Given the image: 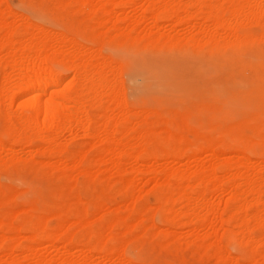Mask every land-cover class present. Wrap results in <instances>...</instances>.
<instances>
[{"label": "bare ground", "instance_id": "bare-ground-1", "mask_svg": "<svg viewBox=\"0 0 264 264\" xmlns=\"http://www.w3.org/2000/svg\"><path fill=\"white\" fill-rule=\"evenodd\" d=\"M55 1H57V4L55 3L57 7L64 10V14L68 15L71 12L69 10L71 9L70 5L74 4L73 6L77 5L76 8L80 10V14L84 12L83 14L86 17L84 19L83 17L81 18L83 21L81 19L78 20L80 22L78 24L73 22L67 32L56 33L57 31L52 32L53 30L47 31V28L45 29L43 25L34 24L29 17H26L22 13H14L9 9V5V7L5 6L2 9L1 5L3 4V0H0V32L3 31L0 34V110L5 105V133L8 135L9 140L12 143L26 141L30 144L32 140L39 139L46 143L47 146L45 145L46 147L43 146L40 149L50 157H57V162L61 164L60 167L62 168H60V173L62 174H59V176L62 175V177L65 176L67 178L66 187H68V190L73 189L76 184L75 181H77V177H74L71 171L77 169L78 174L92 175L94 178L98 177L97 174L105 173V171L101 168L100 171L102 172H97V176L95 177V173L91 170V157L85 152L65 156L63 152L66 146L63 143H57L55 141L56 134L64 130L75 128L78 131L86 132L91 137L96 138L94 139L96 142L93 143L91 141V145L95 143L96 146L100 143L102 144L99 158L95 157L100 160H98V163L100 166H104V164L114 166L122 180L120 182L123 183L126 191L131 189L132 193L135 182L132 178H124L126 177V172L123 168V165L131 163V160L137 162L140 159H146V161L154 159L158 161L161 158L168 157L169 159L170 157L176 156V162L181 163L184 160L197 158L198 152H209L211 161L198 169L180 172L172 167L165 168L161 174V179L158 177L159 180L154 186L156 190L160 191V193L162 192V197L156 209L162 213L164 212L165 215L167 214V217L163 216V218H166L162 223L167 225L168 228H165L163 232L174 236L173 239H175V242L181 236L174 229L177 226L190 225L192 233L190 236H194L193 233L196 234L193 239L195 242H199L196 245L198 248L206 251L210 250V248L212 250L213 248L218 258L219 256H227L233 264H239L238 259L232 256L226 249L223 242L225 239L237 237L240 239V242H252V245L255 243V246L262 244V239L253 237L251 231L253 226L264 227V173L262 171L264 169V151L261 148V144L264 142V80H259V78L255 77L247 83V96L243 100L246 104L251 103L249 114L245 117L239 115L241 118L238 117L236 122L227 128L224 125L212 126L211 128L214 131L219 132V136L217 137L213 134L200 132L198 126L200 121L198 119H200L201 111L198 112L192 108L185 112L180 119L174 118L178 120L177 122H173L171 117H168L171 114L167 115L168 113L165 116L162 115L164 117L158 120L149 121L147 115L145 116V113L141 112L140 120L138 122L136 121L133 126H130L131 122L128 116L133 113H129L133 111V108H131L132 110L129 109L128 103L125 102L126 96H122L126 94L122 92L125 88H122V91H120V87L125 86L118 85L117 87L116 78L110 77L107 71L112 66L111 71L113 72L111 73H113V77H117L118 75L114 76L113 70V67L116 68L117 66L111 65V59L108 62L107 58L103 57L102 52L100 53L98 51L97 53L98 47L95 52L91 51V48H87L83 44V40L90 41L92 42L91 44H94L100 43L101 40L103 41L106 38H111L113 41L114 39L118 40V43L123 42L129 45L145 41V43L147 42L145 45L151 44L152 46L168 45L176 48L187 46L196 49L200 53L208 52L213 54L212 60L223 70L231 64H235V62L238 63V71L242 74L249 69L253 71L259 66L264 67V61L251 63L250 65L245 62L249 47L254 45L264 46V2L262 0ZM126 7H133V10L137 13V15L133 14L132 19L139 22L144 19L149 20V17L155 21L152 24L153 26L147 30L145 28V30L139 31L137 29V22L133 26L125 25L124 20L129 17L128 15L122 17L121 13L127 14ZM11 15H13V20L10 18L12 21L9 19L11 21L9 22L7 17ZM86 18L87 21L91 19L94 24H91L89 21V25ZM164 18L171 19L170 22L172 24H170L172 26L184 22L186 24H194L193 26L197 25L198 29L195 32L193 30L191 33H182V35L160 32V26L157 24V21L158 19ZM18 20H21L22 22H19L22 24L19 23L18 25ZM23 24L25 25V27L23 26L25 33L18 35V28ZM252 24L260 25L261 30L257 34H247L241 31L243 26ZM31 27L35 28L36 31L30 34L32 35L31 37H28L27 33ZM97 27L104 29L103 35H99L100 31L97 34H95L96 32L91 33L90 30L93 28L92 31H94ZM234 51L237 52L235 53ZM257 59L259 60L260 58ZM54 61L63 62L66 68L73 71L72 76L67 77L66 75L65 77L66 73L64 74L62 71L55 70L51 64ZM120 71H122V68ZM117 72L119 74L118 70ZM13 73H15L14 76H12ZM127 75L130 76L129 74ZM133 79H136V77ZM65 80L67 81L65 82ZM118 80L120 79H117V82ZM63 83L65 84L63 85ZM119 83L121 82L119 81ZM97 99L100 100L99 104H107L104 106L105 111L100 115L101 120L99 121H101V126L99 124V128L98 126L93 128L92 122L94 120L91 117L92 114H89L87 110V105H92V103H95L93 101ZM237 102L240 105L242 104L241 106L244 105L247 107L246 104ZM3 103L4 105H2ZM115 109H119L120 114L118 110V115L113 114V112L111 113ZM179 109L182 111V107ZM109 110H111L110 113ZM149 112L147 113L149 114ZM145 125L148 127L162 126L160 131L163 130L165 132L162 145L156 147L157 145L148 146L145 144L147 143L145 140L147 138L145 137L148 136L150 130V132L153 130L150 129L145 130L146 132H144L143 136V131H141L140 148H130L132 142L124 137L126 135L128 136V133L132 129L136 130L141 126L144 128ZM245 126L251 127L253 132L246 134L245 132L247 130L244 132ZM143 128L141 129H146ZM2 130L0 132L3 135L4 132ZM8 148L0 140V158ZM226 151L235 153L233 163L236 171L232 175L234 176L233 178L231 177L232 179L226 177L228 174L225 168L227 161H224L225 164L218 161L219 153H221V156ZM13 153L11 154L12 160L10 158L11 161L8 164L10 167L14 162H18V160L24 161V159L20 160L21 155L18 158L17 153H14V155ZM251 156L259 158L263 164L262 169L260 170L259 168L255 173H253L254 171L252 173L249 172V169H254L259 160L253 162ZM27 158L26 160L29 162L31 157ZM15 159L16 161H14ZM12 161L14 162L11 163ZM24 162L27 163L26 161ZM95 162L97 161L95 160ZM51 168L53 167L51 166ZM103 168L107 169L108 167ZM58 169L59 167L55 170L58 171ZM133 169L135 171V166ZM101 175H103V178L104 176L105 178L107 177L104 174ZM157 175L159 176V173ZM8 186L5 189L0 187L3 195L0 204L5 207L4 209L9 210L2 217L4 219L7 218L9 221L0 219V232L15 233V238L23 237L29 240V244L22 248L25 254V257H23L28 258V261L30 260L28 264H98L89 261L95 254L100 258L113 259L119 264H133V261L128 258V255L126 256L127 253L125 252L127 251L124 250L125 247H122L121 243L126 242L124 238L127 237L129 241H136V239L139 241L140 239L138 240V237L140 238L142 236L139 235L141 234L140 228L144 221H150L151 225L149 228L157 227L153 217L157 210L152 215L149 214L151 209L149 206L138 211L137 199L133 195V199H131L133 201L128 206L125 204L126 207H123L118 204L119 206L115 208V213L110 212L102 215L99 217V220L95 219L96 223L91 220L93 217L91 218L88 212V206L86 204L88 202L85 200L82 201L80 199L81 196H77L65 208L59 203L61 208H58V213L54 214L58 218L59 224L56 230H54L53 227L52 229L49 226V217L47 215H42V217L35 220L30 211L26 212L23 209L26 214H22V219L17 218L19 209L17 211L14 210L17 213L11 210L14 206L12 201L16 197H14V192L16 191ZM226 192L230 194L228 198H225ZM214 193H217L218 196L217 200L213 201L210 195ZM54 198L56 199L57 197L54 196ZM36 204V202L29 203L31 208ZM102 205L103 202L99 198L96 206L100 209ZM48 206L50 207L51 204ZM251 207H255L254 213L250 212ZM73 208H76V210L72 211ZM41 211L43 212L45 210L41 209ZM73 227L74 230L71 229ZM255 227L253 229L256 230ZM199 231H204V235H200L202 232L199 234ZM76 232L82 233L81 238H77L79 235L76 236ZM165 233L164 235H166ZM128 236H134V239H130ZM147 236L145 235V237ZM207 238H210L212 241L210 240V243H206ZM7 241H9V237L1 234V247ZM62 241L66 244L63 247L64 251H60L57 245L58 242ZM125 242L124 244L127 243ZM13 243L7 245L4 251L2 250L5 252L6 264H27V261L26 263L24 262V258L21 259L15 256L16 254L14 253L18 245L15 242ZM44 243H49L50 248L58 250L57 256L59 259L64 257L63 255L65 257L67 256V258L64 257V259L59 260L53 256L52 258L45 257L38 250V246ZM82 243L88 246L87 249H82L83 246H80ZM78 249L83 254L79 258H74L72 252ZM255 249L257 250V247ZM254 256L255 262H264V251Z\"/></svg>", "mask_w": 264, "mask_h": 264}, {"label": "rangeland", "instance_id": "rangeland-1", "mask_svg": "<svg viewBox=\"0 0 264 264\" xmlns=\"http://www.w3.org/2000/svg\"><path fill=\"white\" fill-rule=\"evenodd\" d=\"M36 1L37 0H34V1L33 0H3V4L1 5V7L3 9V7L5 6L6 7L10 6L9 9H11V11H13L14 13L15 12L22 13L26 17H29L34 24H40L41 26L43 25L45 29L47 28V31L53 30L52 32L57 31L56 33L67 32L68 28H70L69 26L72 25L73 22L78 24L80 23L78 22V20H80L82 17L83 19L86 17V15L83 14L84 12L80 14L81 13L79 12L80 10L76 8L77 5L73 6L74 4L70 5L71 7L69 6L71 9L69 8L68 9L71 12L70 13L68 12L69 14L66 15L63 13L64 10H61L59 7H57L56 5L57 1L55 0H40V2L39 0L37 2ZM95 1L97 2V0ZM262 1L264 2V0ZM126 8L125 9H126L127 14L121 13V15L122 17H124L125 15H128L129 18H126L124 20L125 23L124 22L123 23L129 26L136 25L134 23L137 21L132 19L133 14L137 15L136 11L133 10V7L132 8L126 7ZM72 11H75V12H72ZM12 16L13 15L8 16V17L6 16L9 22L13 20ZM148 19L149 20L144 19V20H140L139 22H137V29H139V31H142L143 29L145 30V28L147 30L149 29V27L151 28V26H153L152 24H154L155 21L149 17ZM19 21L21 20L17 21L18 25L19 23L22 22V21L21 22ZM86 21H87V18H86ZM89 21L91 24L93 23L92 20L90 19L87 21L89 25H90ZM170 21L171 19L169 18L158 19L157 24L160 26V32H168L171 34L177 33V34L182 35V33L187 34V33H191V31L193 30H194L193 32H195V30L197 31L198 29L197 25L193 26L194 24H186L184 22L176 24V26H172L171 25L172 23ZM87 22H85V24H87ZM23 26L25 27L24 24L19 26L20 28H18L19 29L18 35H23L25 33ZM92 30H90L92 34L94 32H96L95 34H97L100 31L99 35H103L104 29L101 27H97L96 30L94 31ZM260 30L261 28L259 24L247 25L241 28V31L247 34H257ZM35 31H36L35 28L33 27L29 28V32L27 33V36L31 37L32 35L30 34L35 33ZM2 32L3 31H1L0 34H2ZM21 32L22 34H20ZM109 39L106 38L103 41L101 40L100 43H94V44H91L92 42L90 41L83 40V44L87 48H91L92 49L91 51L95 52V50L98 49L96 51L97 53L98 51L100 53L102 52L103 57L107 58V61L111 59V63H110L111 65L115 67L117 66L116 68L113 67L114 74H115L114 76L118 75L117 77H113L112 75L113 73H111L113 72L111 71L112 66L111 68L108 67L110 68V70L107 69V71L109 72L108 74L110 77L114 79L116 78L117 87L118 85L125 86V87H120L121 88L120 91H122V88L123 89L125 88L124 91L122 92L123 94L124 93L126 94L122 95V92H121V95L124 97L126 96L125 102L128 103L129 109L132 110L131 108H133V111L129 112V113L131 112L133 113L130 115L128 113L129 116L127 115L128 119L131 122L130 126H133V124H135L136 121L138 122L140 120L141 112H144L145 116L147 115V118L149 121L158 120L159 118L164 117L166 113H168L167 115L171 114L168 117H171L173 122H177L178 120L176 119H180V117L184 115L185 112L191 110L190 108H192L195 111H198V112L201 111L202 113V114L200 113V119H198V121H200V124H198L200 132L205 133V134H213L214 136L217 137L219 136V132L214 131L211 128L212 126L224 125L225 128H227V127L232 126L236 122L238 117L241 118L239 115H242L243 117H245L249 114L251 110V103L246 104L243 100L247 96L246 94L247 83L255 77L259 78V80H264V67L259 66L257 67V69L253 71L249 69L246 72H243L241 74L238 71L239 64L235 62V64H231L229 67H226L223 70L219 67L217 63H215L212 60V57L214 56L213 54L208 53V52L200 53L196 49H192L187 46H182L179 48L178 47L176 48L174 46H168V45H153L152 46L151 44L145 45L147 43V42L145 43V41L134 44L135 45L134 46V45H129L127 43L120 42V41H119L120 43H118L117 42L118 40H115V39L114 41L111 38ZM106 40L108 41L106 42ZM260 46L261 45H254L252 47H249L248 52L245 57V62L247 64L250 65L251 63H260L261 61H264V46H261V47ZM234 52L236 53L237 51H234ZM3 53L5 52L3 51ZM93 54H96V53H93ZM257 58H260V59L258 60ZM94 61L96 60L94 59ZM51 64L55 70L62 71L64 74L66 73L65 77L66 75L67 77L72 76L73 71L66 68V65L63 62L54 61ZM117 68H120V69L122 68V71H120V69H117ZM117 70L119 71L120 75L118 74ZM139 70H140V73H139ZM127 74H129L130 76H128ZM14 75L15 73L12 74V76ZM135 75H137L138 77ZM133 76L136 77V79H133L134 78ZM141 76H143V78H141ZM117 79H120V80H118L117 82ZM66 81L67 80H65V82ZM119 81L121 83H119ZM64 84L65 83H63V85ZM99 101L100 100L97 99L93 101L95 103H92V105H87L89 107V109L87 107V110L89 111V114H92L91 117L94 120L92 122L93 128L96 126H98L99 128V124L101 126V121H99L101 120L100 115L105 111L104 106L107 104V103H101V102H100L101 104H99ZM237 101L246 104L248 108L244 105L241 106L242 104L240 105ZM198 103L200 104V106ZM2 105H4V103ZM4 106H2L0 110V131L1 129H3L2 131L4 132V133L2 132L3 135L0 132V140L5 145H7V148L8 147L9 148L8 150L6 149L7 151H4L2 157L0 158V187L2 189H5V187L7 188V186L9 185L12 189H14V191H16L14 192V197L15 196L16 197L12 201V204L14 206H13V209L11 208V210L14 212V210L17 211L19 209L17 218L22 219L23 215L26 214L24 213L25 211L26 212L30 211V213L32 214L35 220L37 218L42 217V215L43 216L47 215L49 217L48 223H49L50 228L53 227L54 230H56L59 224V220L58 218L54 216V214H57L59 210L58 208H61V205L59 203H61L63 205V208H65L69 205L71 201L75 200L77 196H81V198L80 197L79 198L82 201L85 200L86 202H88V203L86 202L85 203L88 206V212L91 218L93 217L91 220L96 223V220L97 219L99 220L100 219L99 217H101L102 215L110 213V212L115 213V210H116L115 208H117L119 205L126 207L125 204H127L128 206V204H130L133 201L131 199H133L134 197L137 199L136 201L139 206L138 211L143 210L146 206H147L146 208H148L149 206L151 208L149 211V214L152 215L153 212L157 210L156 213H154L153 215L154 221L157 224V227H150L151 228L150 229L149 228V226L151 225L150 221H144L143 224H141V228H140L141 234L139 235H142V236H140V238L138 237V240L140 239L139 241H137V239H136L137 242L133 240L134 236H130V237L128 236L130 239L133 238L132 239L133 241L131 240L129 241L127 237L124 238L127 243L125 241L124 242L126 244L122 242L121 243L122 247L123 246L125 247L124 250L127 251L125 252L127 253L126 256L128 255V258H130L133 261V264H233V262H231V259L230 258L228 259L227 256L225 257L219 256L218 258L217 257L218 255L214 253L213 248L212 250L210 248V250L208 251L202 248H198L196 245L199 244V242H195L193 239L196 236V234L193 233L194 236H190V234L192 235L191 230H190L191 229L190 225H183L182 227L177 226L174 229L178 232L177 234L181 236V237L178 236L179 237L177 239L178 242L177 240L175 242V239H173L174 236L163 232L165 228L166 229L168 228L167 225L162 223L163 220H165V218L167 217V214L165 215L164 212L163 214L158 209H156V207L159 204L160 198L162 197V192L160 193V191L156 190L154 186L156 185L158 180L161 179V174L163 173L165 168L172 167V168L179 170L180 172L192 171V170L198 169L203 165H207L211 161V158L209 157V152L207 151L198 152L197 158L192 159V160H184L181 163L176 162L175 160L176 156L170 157L169 159L168 157L161 158L158 161H155L154 159H150L149 161L148 160L146 161V159H140L137 162L135 160H131V163L123 165V168L126 172L125 173L126 177L124 178L125 179L132 178L135 182L134 190L132 189L133 190V193H132L131 189H129L130 191L129 190L126 191V189L123 186V183H121L122 180L118 172L114 168V166H111V165L108 166L107 164L106 165L104 164V166L101 164L102 166H100V164L98 163L99 159L97 158H99L100 156L99 152H101L102 144L98 143L99 145L96 146V143H95L91 145L92 142L93 143L96 142V140L94 141V139L96 138L91 137L86 132L78 131L75 128L71 130H64L63 132H59L56 134V140H55L57 141V143H63V145L67 147V148L65 147L63 154L65 156H68V155L85 152L88 156L91 157V163H90L91 170H93V173H95V177L98 175V177L94 178L92 177V175L89 176L87 174H81V175L78 174L77 169L73 170L71 171L73 172L72 173L73 176L77 177L78 179L76 178L77 181H75L76 184L74 188L71 190L70 189L68 190V187H66L67 178L65 176L62 177V175L59 176V174H62L60 173V170L62 168L60 167L61 164L57 162L58 161L57 157H54V156L50 157L49 155H46V153L44 154V151L40 149L43 146L46 147L47 146L46 143L42 142L39 139L32 140L30 144L26 141H22L20 143L19 142L12 143L9 140L8 135L5 133L6 122H5ZM178 107L179 108L182 107V111ZM117 110H118V113L120 114L119 109H115L114 111L109 110V113L111 111V113L113 112V114L118 115ZM147 110L150 111L149 114L147 113L148 112ZM157 111H160V112H157ZM149 115H151V117H149ZM202 115L204 116V118ZM201 122H203L204 124ZM141 128H143V126L138 127L136 130L132 129L128 133V136L126 135L124 137L125 139L127 138L129 141L132 142V143L130 142L131 143L130 148H133V149L140 148L139 141L141 137L140 135L142 133L141 131H143V134H142L143 136L144 132L150 129H153V130L152 132H150L151 131L150 130L149 131L150 134L148 132V136L145 137L147 138L145 139L147 142L145 144H147L148 146L157 145L156 147L162 145L163 139L165 138V132L163 130L160 131L162 126L148 127L145 125L144 128L146 129L143 128L144 130H142ZM246 130L247 132H245ZM244 132L246 134L248 132L251 134L253 130L251 127L245 126ZM124 138L123 140H125ZM261 148H263V151H264V142L261 144ZM132 151H135V150H132ZM13 152L17 153L18 158L21 155L20 160L24 159V161H26L27 163H25L23 160L21 161L18 160V162H14L16 161L15 159L14 161L11 162V163L14 162V164L10 167L8 164L12 160L11 154ZM220 154L221 153H219L218 161L224 164L227 161L225 168L228 174L226 173L227 174L226 177H228V179L231 177L233 178L234 176L232 175H234L236 171V168H234V163H233L234 161L233 158H234L235 153L232 151H226L225 153L223 152L221 156ZM26 156L28 158L31 157L30 158L31 160L29 162L26 160L27 158ZM32 157L34 158L33 160H32ZM95 160L97 162H95ZM251 160L253 162H256L259 160L257 162L258 164L256 163L255 165L257 168L253 167L254 169L252 168H250L251 170L249 169V172L251 173L253 171H254L253 173L257 172L259 168L261 170L262 167L264 166L262 162L260 161V159L257 157L251 156ZM130 164L131 166H129ZM51 166L54 169L51 168ZM56 166L59 167L58 169L59 172L55 170L57 168ZM134 166H135V171L133 169ZM230 166L233 168H231ZM5 167H8V168H5ZM103 167H108V168L105 169ZM101 168L102 170L104 169L105 173H101L102 172L100 171ZM51 169L53 170V172ZM157 169L159 172L157 171ZM262 171L264 173V169ZM97 172L104 174L107 177L105 178L104 176L103 178L102 177L103 175L97 174ZM157 172L159 173V176L157 175L158 174ZM100 178H103V179H100ZM18 192H21V193H18ZM51 193L53 194L51 195ZM56 193H58L57 196H56ZM227 193L229 192L225 193V198H228L230 196V194H227ZM54 196L57 198L55 199ZM217 196H218L217 193L210 195L213 201L217 200ZM2 197L3 195L0 190V201ZM39 198L41 200L40 202H39ZM99 198H101L103 202V205L102 207H100V209L97 208L96 206L97 200ZM32 202H36L37 204L31 208L29 203H32ZM47 204L48 205L51 204V206L49 207ZM4 208L5 207H3L0 204V219L3 217L6 211L7 212L9 211ZM41 209L47 212L46 213L45 211L42 212ZM74 210H76V208L72 209V211ZM250 212L254 213L255 207H251ZM14 213H17V212H14ZM163 216H166V217L163 218ZM2 219L4 221H9L7 218L6 219L2 218ZM98 224H99V221H98ZM254 227L255 226L252 227L251 234L256 239H262L261 243L263 244L264 243V227L256 226L255 227L256 230L253 229ZM71 229L74 230V227ZM201 232L202 231H199V234ZM79 233L80 232H76L75 234L76 236L79 235L77 236V238H81L82 236V233L80 234ZM164 233L166 235H164ZM203 233L204 231L200 235H204ZM1 234H5V236L9 237V241H7L3 247H1L0 245V258H1L0 264H6L5 256H4L5 252L3 251L7 245L12 244L13 242H15V244L17 243L18 245V248L15 250V253H14L16 254L15 256H18L19 258L23 259L25 257V254L23 253L22 248L26 246L27 244H29V240L23 237L15 238L16 236L15 233L12 234V233L0 232V235ZM151 234H154V235H151ZM145 235H148V236L145 237ZM18 240H19V243L21 242L20 244L18 243ZM210 240H211L210 238H207L206 243H210L212 241ZM62 242H58L57 244L59 246L60 251H64L63 247L66 245L64 242L63 243ZM223 242H224L226 249L229 251V253L238 259L239 264H264V262L254 261L255 259L254 255H259V252L264 251V244L263 245L260 244V246H255V243H253L252 245V242H248L249 244L251 243V245H249L248 243H245V241L240 242V239L237 237H229V239H225V241ZM80 246L81 247L83 246L82 247L83 250L85 248L87 249L88 247L84 243H82ZM46 247H48V249H46ZM50 247L51 246L49 243H44L43 245L38 246L39 248L38 250L39 252L42 253V255H44L47 258H52V256L54 258H58L57 256L58 250L50 248ZM256 247H257V250L255 249ZM80 251L81 250L78 249L77 251L74 250L72 252V255L74 256V258H79L83 254V252H80ZM63 256L65 257V255ZM95 256L96 254L93 255L92 258L89 259V261H92L98 264H119L117 261L113 259L108 260L105 258H100L98 255L96 257ZM64 257L62 258L64 259ZM62 258L60 259L62 260ZM65 258H67V256ZM23 260L25 263L27 261V264L28 262H30V260L28 261V258H24Z\"/></svg>", "mask_w": 264, "mask_h": 264}]
</instances>
